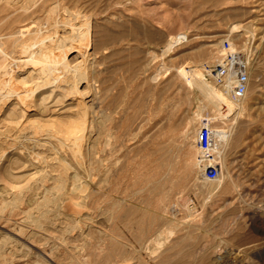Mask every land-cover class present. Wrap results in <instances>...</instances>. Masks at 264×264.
Returning <instances> with one entry per match:
<instances>
[{
	"label": "rangeland",
	"instance_id": "374dc122",
	"mask_svg": "<svg viewBox=\"0 0 264 264\" xmlns=\"http://www.w3.org/2000/svg\"><path fill=\"white\" fill-rule=\"evenodd\" d=\"M67 20L92 23L88 73L80 93L34 115L25 61L58 63L65 43L39 38L79 39ZM226 40L250 64L241 117L205 85L220 89L206 66ZM0 44V61L14 58L0 71L13 100L0 113V264H264V0H0ZM81 120L80 153L33 134ZM203 120L230 136L211 151L215 180L198 146Z\"/></svg>",
	"mask_w": 264,
	"mask_h": 264
},
{
	"label": "bare ground",
	"instance_id": "6f19581e",
	"mask_svg": "<svg viewBox=\"0 0 264 264\" xmlns=\"http://www.w3.org/2000/svg\"><path fill=\"white\" fill-rule=\"evenodd\" d=\"M70 22H71L70 20H67L66 24L69 25V28H70L71 32L73 33V35L77 31L80 32V36L81 37L79 39H76V38L73 39V37H71V36H65V37L61 36V38H60L55 33L42 34V35H40V38H39L40 40L41 39H47V41L53 40V41L56 42V44L60 43L61 41L65 43V45L62 46V49L59 52L61 54V55L59 54L61 56V58H60V61L58 63H53V61L49 60V59L42 60L41 57H37L36 54L32 55L31 57H28L27 60L25 61V62L29 63V65H32L33 68H35V71L32 73V74H34V77H33V79L31 78L32 81H30V83L28 82V83L25 84V86H23V87L19 86V87H21V89H24V91H25L24 94H23L24 95L23 98L27 99V104L30 107H33L35 109L33 111L34 115L40 114V113H42V114L46 113L47 110H48L47 109L48 108L47 105L54 104L55 102H57L58 100H60L61 98L65 97V96H69V95H75L76 96L78 93H80L81 90L79 89L77 84L80 83L82 80H84L85 76L88 73L86 71V68L88 67V63H89L90 51L93 48V46H92L93 45V27H91L92 23H90V21H86L82 25L84 28L81 27V28L77 29V28H75L76 26L74 24L71 25ZM82 28H83V34L81 32ZM36 34H37V32H36ZM31 37L33 39V35H31ZM70 38H72V39H70ZM185 38H186L185 35H183V36L181 35L180 37H178V41L182 42V40H185ZM35 41H37V39ZM175 43H174V41H171V45H173ZM231 50L235 51V49L232 48V47H231ZM3 52H4V50L2 48V45L0 44V53H3ZM4 57H5L4 59L6 60V63H4V59H3V62H1L2 60L0 61V71L1 72H6L8 70V68L10 67V65L12 63H14V58L7 57L6 55ZM246 62H247L248 65H250L248 63V60H246ZM190 70H192V69H190ZM190 72H192V71H190ZM196 74L198 76H200V73H196ZM196 74H194V75L196 76ZM180 75L185 77L187 80L189 78L188 77V72H187L186 69L181 70ZM201 76H202V74H201ZM197 77H196V79H197ZM202 78H203V76H202ZM26 79H27V77H26ZM188 84H191V83H188ZM205 85H206L207 91L209 90L212 93L214 101L216 100V102H218L219 105H221V107H223V109H225V112L227 110H229V113H230V111L232 112V110L235 109L238 112V117L243 116V114L247 110L246 98L240 100L239 102L235 101L232 98V92H231V87L230 86H223V87H220V89H217V87H215L213 85H210L209 83H206ZM0 88H1V84H0ZM10 102L11 103L13 102L12 95L11 94H5V93L1 94V92H0V113L2 111L5 112L7 107H9V103ZM81 102H82V108H84V110H86L87 104L84 101H81ZM232 116H233V114H232ZM226 117H228V116H226ZM226 117L224 119H226ZM19 122H20L19 119L10 120L8 122V124H7L8 128H11V130H17L20 127V125H21V122L20 123ZM86 125H87V121L82 122V120L78 123L77 126H62V127H58L56 125H46L45 126V125H42V124L41 125L37 124V125H33V128L35 129L33 134L37 137L36 140L39 141V137L41 136V133L48 132L50 134L51 138L54 137L58 141H60L61 143L62 142L66 143V141L71 142L72 146L74 148V149L72 148V150H74L73 152H75V150H76V152L80 153L82 151L81 148L84 146V144H85V142H86V140L88 138V137L86 138V135H85V132L87 131L86 130ZM213 131L215 133L216 142H218V140H219L220 143L228 145V143L230 142V136H229L228 132H226L227 130L226 131H221V130H216L215 131V130H213ZM5 133L10 134L9 131H6ZM74 156H76V155H74ZM70 158H72V157H70ZM58 162H60L59 159H58ZM66 164H68V163H66ZM58 166H59V163H58ZM60 166L63 169L64 165L60 164ZM66 171H68V170L66 169ZM45 173L43 172V174H41V175H47ZM62 173H63V171H62ZM38 175H39V173H38ZM63 175H65V174L63 173ZM205 181H208V179H205ZM11 188L13 190L14 186H12ZM12 190H11V192H12ZM24 190H28V189L24 188ZM11 200H13V199H11ZM166 234H168V233H166ZM188 234H189V232H188ZM170 235H173V233L172 234L170 233ZM160 238L163 239V237H160ZM225 243H227V242H225ZM161 244L164 245V243H162V242H161ZM159 248H160V246H159ZM228 250L229 251L227 252V254H229L230 252H233V253L237 252L235 249L231 250V249L228 248ZM231 256L230 257H227V256L223 257L221 259V263L222 264H230L229 261H231L232 264H233V262H236L237 261L235 259L236 257L234 256L235 258L231 259ZM234 259H235V261H234ZM253 260H255V259H253ZM242 261H243V259L242 260L240 259V261H238L237 264H241ZM261 261H259V262H261ZM257 262L258 261H256V264L259 263V262L258 263ZM249 263H251V262H249ZM249 263H247V264H249ZM261 263H263V262H261Z\"/></svg>",
	"mask_w": 264,
	"mask_h": 264
},
{
	"label": "built area",
	"instance_id": "2783aa9c",
	"mask_svg": "<svg viewBox=\"0 0 264 264\" xmlns=\"http://www.w3.org/2000/svg\"><path fill=\"white\" fill-rule=\"evenodd\" d=\"M224 49L225 54L221 62L206 66L207 77L219 87L230 86L232 98L239 102L245 98L249 90V65L243 54L231 50L228 40L224 42ZM215 144V133L211 125L208 120H203L198 132V146L208 161L205 175L210 180H215L219 176V167L211 153Z\"/></svg>",
	"mask_w": 264,
	"mask_h": 264
}]
</instances>
